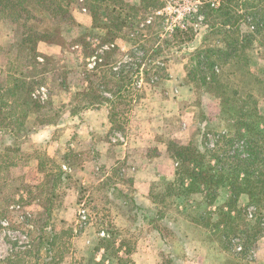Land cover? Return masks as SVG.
Returning <instances> with one entry per match:
<instances>
[{
    "label": "rangeland",
    "instance_id": "374dc122",
    "mask_svg": "<svg viewBox=\"0 0 264 264\" xmlns=\"http://www.w3.org/2000/svg\"><path fill=\"white\" fill-rule=\"evenodd\" d=\"M125 1L131 6L140 3V0ZM163 1L167 6L166 16L170 19L175 17L174 21L181 20L178 18L195 2L175 0L168 4L169 0ZM76 7L80 6L71 4L72 15ZM129 13L131 16L128 19L131 18L134 25L130 23L127 27L129 38L134 42L128 43L130 40H126L123 44L133 47L137 41L143 45V50L150 52V48L157 44L156 32H159L163 22L159 26L158 19L147 26L143 13L131 9ZM87 14H90L88 10ZM100 15L105 18V11H101ZM149 17L147 14L146 18ZM188 17L186 15L183 21ZM89 31L76 22L65 26L63 36L66 43L64 47L60 46L62 59L52 63L62 64L67 88L68 82L75 89L80 88L77 91H60L58 84H61L62 75H57L58 80H54L53 87L50 82L45 84L53 90L55 88L52 107L39 108L31 104L25 127L17 139L14 137L16 132L0 131V193L2 197L11 199L9 203H5L6 198L0 200V218L5 217L0 219V260L9 257L17 264H34L38 257L41 259L45 254L44 247L38 244V237L43 221L47 220L46 217L42 218L45 209L43 202L37 201L40 195L36 187L45 176L37 170V157L46 156L45 170L52 168L53 172H57L54 166L58 165L69 174L55 189L49 190L47 187L42 193V197L51 192L55 196L47 227H54L56 231L72 229L71 237L65 232L56 242L54 255L61 259L60 264H117L116 256L120 252L117 250L115 254V249L121 241L135 244L132 264L258 262L255 253L259 243H262L264 226L261 236L249 246L248 251H243L240 239L229 251L200 236L189 221V215H181L169 206L165 217L155 223L153 221L157 210L162 209V201L157 203L154 196L161 192L164 182L174 177L176 167V161L167 149V140L180 144L194 140L202 144L201 134L207 131L206 144L210 145L219 139L218 133L228 130L229 123L220 118L218 93L187 77L184 65L190 63V49L184 47L181 50L176 44L165 69L155 73L159 75L156 83L144 90L142 97L128 110L126 117L130 115V118L117 122L121 128L113 127L109 132L97 133L90 139L80 119L73 116L82 112V109L75 108L81 103L75 94L83 89L81 70L87 62L82 44L74 43V40L88 33L86 41L89 37L88 41L95 45L97 37ZM199 36L196 35V39L188 44L198 46L203 42ZM213 39L207 41L212 44L215 42ZM7 42L8 37L1 34L0 71L4 68L5 55L2 52L6 50ZM249 55L251 71L260 81L254 86L253 94L259 99V111L264 114V45L251 49ZM89 59L88 62L91 61ZM70 70L73 74L67 81ZM176 85H185L188 89L180 94L176 91ZM43 126L52 127L51 140L56 142L47 141V145L40 136L33 141L32 133ZM223 140L218 143L220 147L225 145ZM48 185L50 187V183ZM216 194L211 206H205L201 196L193 194L194 199L188 201L192 205L190 209H194L193 205L200 201L198 210L207 208L215 212L216 207L226 201L228 192L220 188ZM247 202V196L241 195L239 204L244 206ZM165 224L171 228L176 225L177 233L165 234L164 239L155 226Z\"/></svg>",
    "mask_w": 264,
    "mask_h": 264
},
{
    "label": "trees",
    "instance_id": "16d2710c",
    "mask_svg": "<svg viewBox=\"0 0 264 264\" xmlns=\"http://www.w3.org/2000/svg\"><path fill=\"white\" fill-rule=\"evenodd\" d=\"M212 2L198 0L184 26L169 31L165 29L164 13H158L165 8L163 0H140L138 6H131L125 0H0V35L8 37L6 50L2 52L4 68L0 71V131L16 132L17 139L25 127L31 104L39 108L52 107L55 88L46 85L50 82L53 87L57 75H62L59 90H67L62 64H52L62 57L39 52L38 44L64 47L63 28L75 24L70 12L72 3L90 12L89 33L97 37L95 45L88 41L89 37L86 41L88 33L74 40L82 44L87 59L81 70L85 87L75 94L81 100L75 108L83 110L104 105L113 127L121 128L118 123L126 119L133 102L156 83L159 75L155 73L165 69L172 48L176 44L181 50L187 47L191 51L190 63L184 65L187 77L218 93L220 118L229 125L210 145L206 144L207 131L201 134L202 144L194 140L187 144L167 140L166 146L176 167L174 177L164 182L161 192L154 196L157 203L162 201V209L157 210L153 221L165 217L169 206L181 215H189L195 231L209 242L230 251L240 239L243 251H248L261 236L264 226V114L259 111V99L253 94L254 86L260 81L251 71L249 55L251 49L264 45V0H219L218 6H213ZM128 8L143 13L147 26L158 19L159 26L163 22L156 32L157 44L150 52L143 50V45L137 41L133 47L123 44L126 40L134 42L129 38L127 27L133 22L128 19L131 16ZM103 10L105 18L100 15ZM147 14L151 19L146 18ZM196 35H201L199 39L203 42L190 46L188 43L195 40ZM213 37L215 42L210 44L207 40ZM40 88L45 92L36 94ZM222 139L225 145L220 147L218 143ZM37 158V170L45 175L36 187L40 195L37 201L43 202L42 218L48 221L55 196L51 192L42 197L43 190L55 189L69 174L58 165L54 166L57 172L52 168L45 170L47 157ZM220 188L228 194L215 212L207 208L198 210L200 201L190 209L192 205L188 201L194 199L193 194L200 195L205 206H211ZM241 195L248 199L244 206L239 204ZM1 197L0 193V200L11 201L10 197ZM47 221L41 223L38 237L45 254L34 264H60L61 259L54 255L56 242L65 232L68 237L72 235L71 228L56 231L54 227H47ZM175 226L165 224L155 228L165 239V234L177 233ZM134 245L132 241L120 242L115 249V254L117 250L120 252L116 256L117 264H132ZM17 263L9 257L0 260V264Z\"/></svg>",
    "mask_w": 264,
    "mask_h": 264
},
{
    "label": "crops",
    "instance_id": "0c3cea01",
    "mask_svg": "<svg viewBox=\"0 0 264 264\" xmlns=\"http://www.w3.org/2000/svg\"><path fill=\"white\" fill-rule=\"evenodd\" d=\"M73 17L77 25H80V26L84 25L88 29L91 28L92 18L90 14H87L86 9L76 7L74 9ZM38 50L39 52L42 51L41 53L46 54V55H61L62 56V50L60 46L58 45L46 44V43L41 42L38 44ZM50 53H55V54H50ZM74 73H75V70H74ZM70 74H73L71 70L68 73L67 81H69ZM68 85H69L67 88L68 91L69 90L71 91L73 89L77 91L80 88L78 87L75 89V86H71L69 82H68ZM83 87H85V82L83 84ZM175 87H177L176 91H179L180 94L181 92H185V90L188 89L187 86L185 85H182V86L176 85ZM136 102H138V100L133 103L135 104ZM74 114L76 115H73V116L80 119V121L82 122L81 123L82 126L87 129L90 139L92 138V136L97 135V133L101 134L102 132H105V131L109 132V130L113 128V125L109 121L108 109L104 105L83 109L82 112L74 113ZM164 114L166 115L165 109H164ZM128 118H130V115L128 116ZM128 118L126 117V119ZM51 132H52V127L47 128L46 126H43L32 133L33 134L32 137L34 139L33 141H36L35 137L40 136L42 140L45 142V144L47 145H48L47 141L56 142V141L51 140ZM261 240H262V243L261 242L259 243V248L256 249L257 253H255L256 260L259 259V261L256 262L255 264H260L264 262V237H262Z\"/></svg>",
    "mask_w": 264,
    "mask_h": 264
},
{
    "label": "built area",
    "instance_id": "2783aa9c",
    "mask_svg": "<svg viewBox=\"0 0 264 264\" xmlns=\"http://www.w3.org/2000/svg\"><path fill=\"white\" fill-rule=\"evenodd\" d=\"M171 1H175V0H169V3L168 4H170L171 3ZM195 2L192 4V5H190L189 7H188V9L186 10V12H184L181 16H180V18H178V19H181V20H175L174 21V18H172L171 17V19L170 18H168L167 16H166V8H167V6H165V8L162 10V11H159L158 13H164V16H165V21H164V23H165V25H166V27H165V29L166 30H169V31H172L175 27H178V26H180V27H182V26H184L183 25V23L185 22V21H183V18L184 17H186V15H189V13L191 12V11H194V8H195V5L197 4V2H198V0H194ZM167 4V5H168ZM212 5L213 6H218L219 5V0H213V2H212ZM176 21H177V23H176ZM39 92H41V93H44L45 92V90H44V88H40V91H36V93L38 94ZM84 217V216H83Z\"/></svg>",
    "mask_w": 264,
    "mask_h": 264
}]
</instances>
